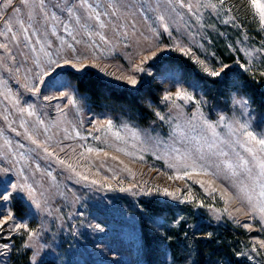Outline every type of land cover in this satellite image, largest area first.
Here are the masks:
<instances>
[{"label":"rangeland","instance_id":"obj_1","mask_svg":"<svg viewBox=\"0 0 264 264\" xmlns=\"http://www.w3.org/2000/svg\"><path fill=\"white\" fill-rule=\"evenodd\" d=\"M56 2L46 0L48 10L55 11L82 43L76 44L61 24L52 21L47 23L45 35L39 10L29 28L27 46L22 36L15 41L10 39L11 33L0 36V43L9 46L8 51L0 49V130H3L0 152L4 155L0 158V191L6 186L12 193L10 202L0 203L8 204L3 211L10 209L13 217L0 216V245H8L7 248L0 247V264H18L17 258L24 255L25 250L32 259L37 248L36 264H175L170 244L176 230H180L176 240L191 248L194 241L209 239L208 233H201L203 226L208 225L243 229L240 256L252 263H264V247L261 246L264 223L258 212L249 211L246 199L251 196L256 205L261 200L258 168L250 178L238 172L233 180L214 175L169 180L168 176L175 175V170L167 167L170 157L164 155L165 144L182 147L173 132L185 130V121L177 117V110L171 108L172 102L163 99L178 90L193 96L190 101H177L183 106L184 116L191 118L199 111L209 123L218 125L217 132L221 136L227 135L224 126L227 123L234 126L236 135L243 141H247L249 131L257 139L264 138V113L258 111L244 91L246 84H250L263 92L264 98V21L252 6V0H174L179 16L170 11L167 0H87L101 13L115 12V15L101 16L106 25L103 29L94 19L88 20V31L69 20L67 13L52 7ZM59 2L63 3V0ZM69 3L78 4L79 0H69ZM181 3L184 7H180ZM257 3L264 4V0H257ZM188 4L193 5L191 11ZM26 13L27 9H24L21 18L27 27ZM75 14L87 16L83 9ZM161 14L165 16L171 36L158 22ZM53 23H56L55 36L51 35ZM81 23H84L83 19ZM3 25L4 20L0 19V30ZM17 27L14 24L13 31ZM150 27L156 28L161 35L153 40ZM34 29H39V33L34 35ZM96 32L103 34L105 41H100ZM141 34L147 35L149 40L145 41ZM42 36L52 42L53 48L60 45L61 39L66 44H73L78 51H84L87 45L96 47L87 48V58L83 59L85 68L76 69L62 63L56 73L45 76V82L37 85L39 93H33L26 90L24 84L32 83L36 70L32 57L38 53H32L30 49L39 47L35 41ZM153 43L158 47L149 46ZM177 43L190 53L179 51L175 47ZM153 51L155 56H152ZM194 58L220 71L221 75L207 74ZM228 60L233 61L228 63ZM175 62L187 65L193 74H188L191 78ZM137 65L144 71H135ZM168 68L174 69V73H167ZM89 71L117 88L137 91L151 87L160 99L154 107L157 119L141 124L129 114L95 110L72 80L73 74ZM236 72H241L243 79ZM129 75L137 79L135 86L124 79ZM62 93L70 94L76 103L69 105ZM17 99L20 107L33 105L37 115L19 113L13 106ZM235 99L241 103L234 104ZM157 113L166 119L161 120ZM221 114H226L223 115L224 123H219ZM233 114L239 118V123L233 122ZM37 117L44 121L35 133L39 147L25 138L24 129L20 127L23 120L32 130ZM106 120L113 122V129L97 131L99 123ZM125 125L138 132L139 139L133 138ZM115 131L123 140L112 135ZM242 132L244 135L241 136ZM147 136L159 137L162 143H142ZM5 139L12 142L11 150L5 145ZM19 144L24 148H19ZM253 145L254 142H249L246 146ZM45 147L51 156L44 152ZM88 147L99 152L88 153ZM255 148L258 150L259 145ZM235 151L249 157L240 145L235 146ZM20 153L24 154V159L20 158ZM175 155V152L170 153V156ZM60 160L65 163L60 164ZM84 176L88 179H83ZM24 177L34 189L33 196L39 201V207L27 191L12 188ZM92 180L97 183L92 184ZM196 180L210 181L216 191L205 192L194 182ZM234 183L237 186H233ZM241 185L243 193L240 192ZM188 186L192 189L193 199L183 203L155 190L148 195L141 191L142 188H168L170 191L179 188L181 193L178 195H183ZM121 187L128 190L122 192ZM152 221L162 225L159 231ZM16 224L28 227L16 229ZM97 224L102 230L96 229ZM29 231L36 233L32 240L28 239ZM146 242H154L152 250L146 247Z\"/></svg>","mask_w":264,"mask_h":264},{"label":"snow or ice","instance_id":"obj_2","mask_svg":"<svg viewBox=\"0 0 264 264\" xmlns=\"http://www.w3.org/2000/svg\"><path fill=\"white\" fill-rule=\"evenodd\" d=\"M168 4L171 6L170 11L176 12V7L174 4V0H167ZM210 7H215V5H208ZM252 6L258 11L261 21H264V4L257 3V0H252ZM52 7L59 9L61 12L67 13L69 20H74L77 25L80 26L81 29L84 31H88L89 24L88 20L94 19L96 22H98V26L100 29H103L106 25L101 20L102 15H115V12H109L105 11L104 13H101L97 11L95 8H93L90 4H88L87 0H79V3H69V0H63V3H60L59 0L52 5ZM107 8V6H105ZM180 7H184V4L181 3ZM193 8L192 4H188V9L191 11ZM24 9H27V27L25 26V20L22 19V14L24 12ZM49 5L46 3V0H19V3H17V0H0V19L4 20L3 29L0 30V36H5L8 33H11L10 39L15 41L17 40L18 36L23 37V41L25 42V46H27V42L29 40V28L32 27L33 22L35 21L37 10H39V14L42 16V19L44 21V24L41 25L45 29V35H47V23L49 21L56 22L61 24L64 27V30L69 33V35L72 37V40L75 41L76 44L82 43L81 40H78L75 35H73L72 31L69 28V25L64 23L63 20L60 19V17L57 15L55 11L50 12ZM79 9H83L84 12L87 13V16L83 15H76V11ZM176 15L179 16V13L176 12ZM82 19L84 20V23H81ZM158 22L163 27L164 32H169V25L165 22V16L159 15L158 16ZM56 23H53V26L51 28V35H56ZM17 25L16 31H13V25ZM133 28L135 26L133 25ZM39 29H34L33 34H38ZM149 31L152 34V39L154 40L156 37L161 35V33L156 28H149ZM89 35H92L91 32L88 33ZM95 35H99L100 41H105V37L100 32H96ZM126 35V33H125ZM143 36V39L145 41L149 40V37L147 35L141 34ZM169 35L171 36V33L169 32ZM39 47H31L30 51L32 53H38L37 55H34L32 57L33 63L35 65V71L33 72L32 76V83H25L24 87L26 90L33 92V93H39L40 89L37 85L43 84L44 77L50 76L51 73H56L57 69L61 67V64L65 65H71L72 68L76 69H83L86 67L83 63V59L87 58V48L96 47V45H87V48L84 51H78L77 48L73 46L71 43H67L61 39L60 45L53 48L52 42L50 40L44 39L42 36L41 39H38L35 41ZM150 47H158V45L150 44ZM175 47L185 53L189 54L190 50L186 49L181 43H177ZM8 43H0V49H4L5 51H8ZM11 55V53H10ZM156 52H152V56H155ZM14 58V57H13ZM149 57H145V59H148ZM195 62L200 64L203 67V70L211 75V76H220L221 72L216 71L215 69L209 68L204 61L199 60L198 58H194ZM31 71V70H30ZM135 71L137 72H143L144 68L137 65L135 68ZM174 69L168 68L166 69L167 73H174ZM221 71H223V66L221 68ZM58 75V73H57ZM124 79L127 80V82L133 86L137 84V79L134 76H126ZM65 97H67V102L69 105H73L76 103V101L72 98V96L68 93H62ZM45 99H52V97H45ZM165 101H171V108L177 110V117L183 118L185 121V130L180 131L177 133L176 131L173 132L174 137H178L181 146L182 147H176L175 144H165L164 148V155L169 156L167 162V167L170 169L175 170V175H169L168 179L172 180H185L186 178L191 180L194 176H209L214 175L217 178H223L228 180H233L238 176V172H242L246 174L249 178L252 177L254 170L258 168V176L260 178V197L261 200L258 205L253 204L251 196H247V202L249 204V211L252 213L258 212L259 213V219L262 223H264V138L257 139L256 136L253 135L252 132H247V141L241 140L240 136L236 135V129L232 124L225 123V127L227 128V135L221 136L219 132H217V124L209 123L206 119L203 118L202 113L197 111L196 114L191 116V118H188L184 116L183 112V106L180 103H177V101H190L193 99V96L185 92L184 90H178L174 93V95L169 94L164 96L163 98ZM240 102V101H239ZM241 103V102H240ZM20 101L14 100L13 106L17 108V111L21 114L27 113L28 116H36V112L34 109V106L29 104L27 107H20ZM159 118L161 120L166 119L165 116L161 115L160 113H157ZM7 119V117H5ZM225 118L223 116L220 117L219 123H224ZM41 125H44V121L40 120L39 117H37L36 125L32 130H29L26 123L22 120L20 127L24 129V136L26 139H28L32 144H37V140L35 139V133L39 130V127ZM11 126V125H10ZM113 122L111 120H106L99 123V126L97 127V131L101 130H107L111 131L113 129ZM177 129H180V125L177 124ZM241 128L244 126L241 125ZM200 129V131H197V129ZM126 131H130L131 135L135 139H139V133L135 131H131L127 128V125H125ZM15 131V129H13ZM45 132L48 131V128L45 127ZM67 131V129H65ZM194 133V134H193ZM17 135H21V133L17 132ZM77 136H79V133H76ZM112 135L115 136L117 140H123V137L118 131L112 132ZM241 136L244 135L242 132L240 134ZM0 136H3V130H0ZM236 136V139L233 140L232 137ZM81 139H84V137H80ZM95 139H99V137H95ZM155 142V144L160 145L162 141L159 137H151L147 136L145 140L142 141V143H152ZM254 142V145L252 147H247V143ZM5 145L8 146L9 150H11V144L12 142L10 140L5 139ZM240 145L241 147H244L245 151L249 154V157L246 158L245 156L241 155L239 152L235 151V146ZM255 145H259V149L257 150L255 148ZM19 148H24L23 144L18 145ZM228 149V150H225ZM118 151H123V149H117ZM88 153H92L96 151L99 152L98 149H94L92 147H88L86 149ZM44 152L48 153L49 156L52 155L51 152H48V149L45 147ZM171 152H175V156H170ZM105 156H107V153H104ZM0 158H4V155L2 152H0ZM20 158L24 159V154L20 153ZM143 159V157H140ZM112 159H116V157H112ZM60 164H64L65 162L63 160L59 161ZM69 168H72L71 165H68ZM125 169L127 171H131L130 169H127L125 166ZM75 171V169H72ZM211 170V171H210ZM20 175L23 176V169L20 170ZM50 175V173H49ZM79 175V173H77ZM83 179L87 180L88 177L84 176ZM195 183L200 184L202 188H204L205 192H215L216 189L212 186V183L210 181L205 180H196ZM92 184H96V180L91 181ZM207 185V186H206ZM233 186H237L236 183H234ZM107 187H110L108 185ZM12 188L18 189L19 191H27L29 193V196L33 197V202L36 203L37 207H39V201L35 199L33 196L34 189H32L31 185L27 184V177L23 178V181L12 185ZM128 189H125L123 187L120 188V191H127ZM153 190L162 193L165 196L172 197L175 200H178L179 202H190L193 199V193L190 186L187 187V191L183 195H178L181 193V189L177 188L175 191H170L168 188H155V189H141L142 192H144L145 195L150 194ZM240 192H244V188L241 185L240 186ZM12 199V193L8 191V188L5 186L3 191H0V202H10ZM231 199V197H229ZM200 206H203L201 203ZM8 208V204L6 203H0V216L7 215L9 219H12V212L9 209L7 212L3 211L4 209ZM226 212L229 216L232 214L228 212L227 209L223 210ZM237 211H240V209H237ZM216 219L219 220L220 216L217 215ZM152 223L155 225V228L157 231H159V228L162 226L156 221H152ZM179 223V222H178ZM16 229H22L27 228L28 226L26 224H16L14 225ZM96 229H100V225L97 224ZM36 235V233L29 231L28 233V239L32 240V238ZM211 235V234H209ZM168 239V237H165ZM29 245H25V247H28ZM261 246L264 247V242H261ZM0 247L7 248L8 245H0ZM39 255V248H37V251L33 253L31 264H36V257Z\"/></svg>","mask_w":264,"mask_h":264},{"label":"trees","instance_id":"obj_3","mask_svg":"<svg viewBox=\"0 0 264 264\" xmlns=\"http://www.w3.org/2000/svg\"><path fill=\"white\" fill-rule=\"evenodd\" d=\"M228 61V63H231L233 60ZM175 64L182 66L186 75L189 73L193 75L187 65L182 62H175ZM236 74L240 79H243L241 72H236ZM190 75H188L189 78H191ZM72 80L75 82L78 91L87 97L90 105L95 110H115L129 114L141 124H147L151 120L157 119L154 107L160 103V99L158 95L152 92L151 87L141 88L137 91L117 88L104 82L92 71L73 74ZM224 83L227 84V82ZM246 86L247 88L244 91L250 96L252 104L257 107L260 113H264L263 92H259L257 88L250 84H246ZM203 227L204 230L201 233L211 234L209 239L196 240L191 248L182 246L180 241L176 240L180 234V230H176L170 244L175 256V264H264L261 262L252 263L240 256L242 252V233L244 235L243 229L242 231L231 227L209 225ZM206 227L207 229H205ZM243 237L245 239V236ZM153 244L151 242L147 244L146 242V247L152 250ZM21 255L17 258L18 264H31V255L28 251L25 250V254ZM43 264L49 263L44 262Z\"/></svg>","mask_w":264,"mask_h":264},{"label":"clouds","instance_id":"obj_4","mask_svg":"<svg viewBox=\"0 0 264 264\" xmlns=\"http://www.w3.org/2000/svg\"><path fill=\"white\" fill-rule=\"evenodd\" d=\"M239 101H240L239 99H235L233 102H234V104L239 105L240 104ZM221 115L223 116V115H226V114H221ZM232 120H233L234 123H239V118L236 117L234 114L232 116Z\"/></svg>","mask_w":264,"mask_h":264},{"label":"bare ground","instance_id":"obj_5","mask_svg":"<svg viewBox=\"0 0 264 264\" xmlns=\"http://www.w3.org/2000/svg\"><path fill=\"white\" fill-rule=\"evenodd\" d=\"M14 149V148H13Z\"/></svg>","mask_w":264,"mask_h":264}]
</instances>
